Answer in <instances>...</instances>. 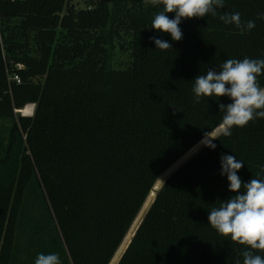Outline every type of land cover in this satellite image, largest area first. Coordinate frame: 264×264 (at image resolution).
Instances as JSON below:
<instances>
[{"label":"trees","instance_id":"trees-1","mask_svg":"<svg viewBox=\"0 0 264 264\" xmlns=\"http://www.w3.org/2000/svg\"><path fill=\"white\" fill-rule=\"evenodd\" d=\"M71 2H0V120L11 122L0 151V264H35L43 253L17 245L33 181L62 242L61 264H111L161 176L217 130L219 104L232 102H195L194 78L226 59H264V0H224L215 16L183 19L180 41L151 28L162 5ZM236 12L255 27L242 32L219 18ZM151 37L172 49H156ZM119 46L129 52L122 68L113 65ZM258 81L264 87V75ZM29 104L35 114L21 115ZM231 131L167 178L118 264H243L244 246L208 215L234 195L222 155L244 162V183L264 179V118Z\"/></svg>","mask_w":264,"mask_h":264},{"label":"clouds","instance_id":"clouds-1","mask_svg":"<svg viewBox=\"0 0 264 264\" xmlns=\"http://www.w3.org/2000/svg\"><path fill=\"white\" fill-rule=\"evenodd\" d=\"M145 5L163 6L155 14L152 27L159 32L171 35L173 41H180L183 33L179 25L183 19L203 18L208 14L217 15V9L224 7V0H144ZM174 13V18H169ZM226 25H234L242 32L255 27L254 21H242L239 12L220 15ZM264 19V14L258 16ZM156 49H172L169 42L151 37ZM264 75V59H226L218 70L209 67L206 74L194 78L192 88L195 102L201 97H213L219 100L227 96L231 103L219 104L222 120L217 131L227 137L232 128L247 126L256 118H264V87L260 86L258 77ZM215 138L205 133L201 143L211 149ZM244 166L235 155L221 156V175L229 182L232 197L221 202L209 211L208 224L220 235L229 237L232 242L244 246L241 252L243 264H264V179L252 178L244 183L237 175ZM35 264H61L58 253H39Z\"/></svg>","mask_w":264,"mask_h":264},{"label":"rangeland","instance_id":"rangeland-1","mask_svg":"<svg viewBox=\"0 0 264 264\" xmlns=\"http://www.w3.org/2000/svg\"><path fill=\"white\" fill-rule=\"evenodd\" d=\"M70 5H75L76 7H85L86 0H72ZM128 54H129L128 51L121 50L119 46L115 52V57L113 61L114 67L122 68L124 64L127 62ZM27 107L32 108L31 115H34L36 111V105L29 104L27 105ZM21 115H25V114L21 113ZM10 124L11 122L8 120H0V151L2 155H4L5 147L7 145L8 136H9L8 129ZM219 134H220L219 132L216 133L215 135L213 133L210 136L214 135L212 138H216L217 136H219ZM203 147L205 146L203 145ZM203 147H201L198 151H195L194 153L192 152L193 154L183 164H185L191 157H193ZM178 168H176V170ZM170 175H168L166 179ZM164 183L165 181L162 183V185ZM162 185L160 186V188L162 187ZM17 233H18L17 245L22 247L23 246L25 247L26 245H34V246L39 245L40 250L45 254H48L50 250L53 249L54 247L53 245H55L56 250L54 251V253L55 252L58 253L60 256V260H63L64 258L63 254L62 252H60L61 249L60 245H62V242L56 233V227L53 223V220L51 219L50 214L48 213L47 200L41 188L35 181H33L27 189L25 195V201L23 204V209L19 217Z\"/></svg>","mask_w":264,"mask_h":264},{"label":"bare ground","instance_id":"bare-ground-1","mask_svg":"<svg viewBox=\"0 0 264 264\" xmlns=\"http://www.w3.org/2000/svg\"><path fill=\"white\" fill-rule=\"evenodd\" d=\"M21 112L24 113L25 115H31L32 108H30V107L28 108L26 106L24 110H21ZM209 137H211V136L209 135ZM200 144H201V142L196 147L198 148ZM196 147H194L188 154H186L183 158H181L175 165H178L185 157H187L190 153L195 151ZM175 165H173L172 167H174ZM172 167L168 170L167 173H169L171 171V169H173ZM164 175H166V174H163L161 176V178L159 179V181L157 183V187H160L162 185V183L165 181L167 176H164ZM154 198H155V195L152 192L150 197H149V199H148V201H147V203L145 204L146 206H144L145 207L144 210H142L143 212H141L140 215L137 217V219L134 222L131 230L129 231L128 235L126 236L123 245L118 250V252L115 255L114 259L112 260L111 264H116L118 262V260L120 259L121 255L123 254L124 250L126 249L127 245L129 244L130 240L132 239L134 231H135L136 227L138 226V224H139V222L141 220V217L143 216V213L147 210L148 207H150V205L152 204Z\"/></svg>","mask_w":264,"mask_h":264},{"label":"water","instance_id":"water-1","mask_svg":"<svg viewBox=\"0 0 264 264\" xmlns=\"http://www.w3.org/2000/svg\"><path fill=\"white\" fill-rule=\"evenodd\" d=\"M19 112L22 113L21 110H20ZM213 133H214V135H215V134L218 133V132H217V130H215ZM213 133H212V134H213ZM214 135H212L211 137H213ZM201 147H203V144H202V143L199 145L198 148L196 147V150H195V151H198ZM195 151H193V153H194ZM193 153H191V154H189L187 157H185V158H184V159H183L178 165H175L174 167H172L173 169H171V171H170L169 173H167L168 171L165 172L164 174H166V175H164V176H168V175H170L172 172L174 173V172L176 171V168H178L181 164L183 165V163H184V162H185V161H186V160H187V159H188ZM182 165H181V166H182ZM181 166H180V167H181ZM180 167H179V168H180ZM179 168H178V169H179ZM173 173H172V174H173ZM167 174H168V175H167ZM166 180H167V179H166ZM166 180H165V181H166ZM159 189H160V187H157V185H156L155 188L153 189L152 192L154 193L155 196H156V194L158 193ZM148 199H149V198H148ZM147 201H148V200H147ZM147 201H146V203H147ZM146 203H145V204H146ZM144 206H146V205H144ZM150 206H151V205H150ZM144 208H145V207H143L142 210H144ZM148 209H149V207L147 208L146 211H148ZM142 210H141V212H143ZM146 211L143 213V216L141 217V220H140L138 226L136 227L133 236L135 235V233H136V231H137L139 225L141 224L142 219H143V217H144ZM141 212H140V213H141ZM139 215H140V214H139ZM130 230H131V229H130ZM132 238H133V237H132ZM131 240H132V239H131ZM131 240H130V242H131ZM130 242H129V244H130ZM123 243H124V242H123ZM123 243H122V245H123ZM129 244L127 245L126 249L128 248ZM122 245H121V246H122ZM126 249L124 250V252L126 251ZM124 252H123V253H124ZM122 255H123V254H122ZM122 255H121V257H122ZM121 257H120V259H121ZM120 259L118 260V262H117L116 264L119 263Z\"/></svg>","mask_w":264,"mask_h":264},{"label":"built area","instance_id":"built-area-1","mask_svg":"<svg viewBox=\"0 0 264 264\" xmlns=\"http://www.w3.org/2000/svg\"><path fill=\"white\" fill-rule=\"evenodd\" d=\"M22 0H0V2H10L15 3ZM0 40L2 41V23H1V16H0Z\"/></svg>","mask_w":264,"mask_h":264}]
</instances>
